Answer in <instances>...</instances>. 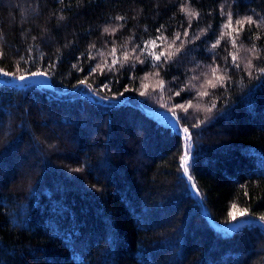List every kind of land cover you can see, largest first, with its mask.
Returning a JSON list of instances; mask_svg holds the SVG:
<instances>
[{
  "label": "trees",
  "instance_id": "16d2710c",
  "mask_svg": "<svg viewBox=\"0 0 264 264\" xmlns=\"http://www.w3.org/2000/svg\"><path fill=\"white\" fill-rule=\"evenodd\" d=\"M0 53V264H264V0H0Z\"/></svg>",
  "mask_w": 264,
  "mask_h": 264
},
{
  "label": "snow or ice",
  "instance_id": "6c2138e0",
  "mask_svg": "<svg viewBox=\"0 0 264 264\" xmlns=\"http://www.w3.org/2000/svg\"><path fill=\"white\" fill-rule=\"evenodd\" d=\"M117 19H123V17H117ZM246 20L249 21V22H251V17H247ZM230 21H231V15L229 16V22H230ZM237 23H240V22L238 21ZM108 30H109V29L105 28V31H108ZM113 31H114V29H113ZM177 51H179V49H177ZM0 55H2V53H0ZM161 55H163V53H161ZM170 55H171V54H169V57H170ZM126 58H127V54H126ZM155 59H156V60H160V55H156V56H155ZM233 59L235 60V57H234ZM113 63H115V61H114ZM92 71L95 72L96 69L94 68V69H92ZM259 71H260L261 73H264V68L259 69ZM213 72H215V69H213ZM3 74H4V75H8V76H12V75H14V73H11V72H4ZM31 75H33V76H41V75H47V74H46V73H41V72H36V73H31ZM25 78H26L25 76H20V77H19L20 80H25ZM79 83L83 84V83H85V81L81 80V81H79ZM208 83L211 84L212 81H209ZM213 86H215V85H213ZM105 87H107V86H105ZM203 94H206V93H202V95H203ZM177 95H179V93H177ZM179 107L183 108V105H180ZM183 131H184L185 133H187L189 130H188V128H184ZM182 160H184V161L186 162V161H187V156L182 157ZM184 172H185V173L188 172V167H187V166L184 167ZM188 179L191 180V179H192L191 176H189ZM192 187H195V185H192ZM243 214H244V213H241V215H243ZM232 218L235 219L236 217L233 216ZM260 219H261V220H264V216H261Z\"/></svg>",
  "mask_w": 264,
  "mask_h": 264
},
{
  "label": "rangeland",
  "instance_id": "374dc122",
  "mask_svg": "<svg viewBox=\"0 0 264 264\" xmlns=\"http://www.w3.org/2000/svg\"><path fill=\"white\" fill-rule=\"evenodd\" d=\"M149 115L150 116H152L153 118H155V119H159V120H161V121H163V122H165V123H169V121H170V119L171 118H173V116L172 115H170V114H167V113H165V112H161V111H157V112H155V111H153V112H149ZM173 128H176L175 126H172ZM187 163H188V156H187V161L185 162L184 160H183V162H182V165H183V168L185 167V166H187ZM185 173V172H184ZM188 173V172H187ZM187 173H185L186 175H187ZM193 193L194 194H196V190H195V188H193ZM243 222H246V221H241V222H239V223H243ZM248 222H250V220H248Z\"/></svg>",
  "mask_w": 264,
  "mask_h": 264
},
{
  "label": "bare ground",
  "instance_id": "6f19581e",
  "mask_svg": "<svg viewBox=\"0 0 264 264\" xmlns=\"http://www.w3.org/2000/svg\"><path fill=\"white\" fill-rule=\"evenodd\" d=\"M155 112H157V110H154ZM151 112H153V111H151ZM150 112V113H151ZM167 114H169V113H167ZM171 115V114H170ZM174 118V117H173ZM173 118H171L170 119V121H169V124H172L173 126H177V122L176 121H172L173 120ZM159 120V119H158ZM161 121V120H160ZM196 189V188H195ZM238 225V223H236V224H229V225H227V226H224L223 228H226L227 230H231V229H233L234 227H236Z\"/></svg>",
  "mask_w": 264,
  "mask_h": 264
},
{
  "label": "water",
  "instance_id": "95a60500",
  "mask_svg": "<svg viewBox=\"0 0 264 264\" xmlns=\"http://www.w3.org/2000/svg\"><path fill=\"white\" fill-rule=\"evenodd\" d=\"M172 121L174 122V121H176V119H175V118H173V120H172ZM176 122H177V121H176Z\"/></svg>",
  "mask_w": 264,
  "mask_h": 264
}]
</instances>
